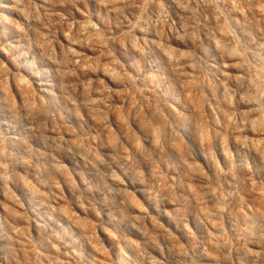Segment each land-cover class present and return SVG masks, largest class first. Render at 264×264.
<instances>
[{"label":"rangeland","instance_id":"obj_1","mask_svg":"<svg viewBox=\"0 0 264 264\" xmlns=\"http://www.w3.org/2000/svg\"><path fill=\"white\" fill-rule=\"evenodd\" d=\"M0 264H264V0H0Z\"/></svg>","mask_w":264,"mask_h":264},{"label":"bare ground","instance_id":"obj_2","mask_svg":"<svg viewBox=\"0 0 264 264\" xmlns=\"http://www.w3.org/2000/svg\"><path fill=\"white\" fill-rule=\"evenodd\" d=\"M4 6H7L8 7V5H6V4Z\"/></svg>","mask_w":264,"mask_h":264}]
</instances>
